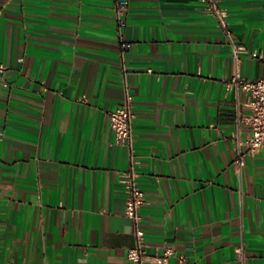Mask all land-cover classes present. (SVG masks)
Segmentation results:
<instances>
[{
	"label": "crops",
	"instance_id": "crops-1",
	"mask_svg": "<svg viewBox=\"0 0 264 264\" xmlns=\"http://www.w3.org/2000/svg\"><path fill=\"white\" fill-rule=\"evenodd\" d=\"M217 2L228 33L201 0H128L122 26L115 0H0V264H135L131 167L148 254L171 251L141 264H264V150L236 165L227 86L264 77V0Z\"/></svg>",
	"mask_w": 264,
	"mask_h": 264
},
{
	"label": "built area",
	"instance_id": "built-area-1",
	"mask_svg": "<svg viewBox=\"0 0 264 264\" xmlns=\"http://www.w3.org/2000/svg\"><path fill=\"white\" fill-rule=\"evenodd\" d=\"M204 8L211 13L218 21L219 26L228 33L226 13L219 6L217 0H201ZM128 7V0H115L114 11L118 23L123 25L122 16ZM230 38V36H228ZM120 41L126 46L124 37L120 34ZM5 66L0 64V73ZM7 86L5 81H2ZM227 86L240 89L246 94L244 102L245 112L239 117L240 121L248 127V134L245 138H238L239 150L235 160L236 165L243 164L245 154L257 153L264 150V77L258 79L242 78L235 74ZM133 118L132 96L126 89L122 101L111 111L108 112L109 124L114 132L117 141L126 142L131 146L133 141ZM242 147V148H241ZM126 197L123 214L129 217L134 224L133 246L127 248L126 256L128 260L135 264H141L144 260L151 257L158 263H164L171 251L166 248L164 252L150 256L145 242V233L140 223L142 220L140 208L145 203V194L137 182V173L133 167L123 172L120 179Z\"/></svg>",
	"mask_w": 264,
	"mask_h": 264
}]
</instances>
